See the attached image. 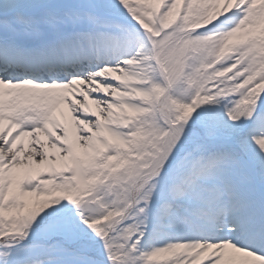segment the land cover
<instances>
[{
  "label": "snow or ice",
  "instance_id": "6c2138e0",
  "mask_svg": "<svg viewBox=\"0 0 264 264\" xmlns=\"http://www.w3.org/2000/svg\"><path fill=\"white\" fill-rule=\"evenodd\" d=\"M0 264H264V0H0Z\"/></svg>",
  "mask_w": 264,
  "mask_h": 264
}]
</instances>
